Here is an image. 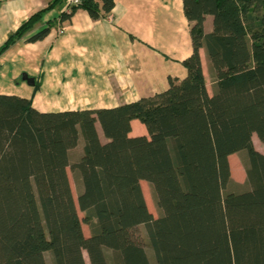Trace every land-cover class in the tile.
I'll return each mask as SVG.
<instances>
[{"label":"trees","instance_id":"1","mask_svg":"<svg viewBox=\"0 0 264 264\" xmlns=\"http://www.w3.org/2000/svg\"><path fill=\"white\" fill-rule=\"evenodd\" d=\"M60 1L33 12L0 55ZM183 5L193 52L183 61L186 75L169 77L160 92L111 108L59 112L0 94V264H48L46 253L52 264H87L84 252L90 264H264V153L252 140L256 133L264 143V0ZM114 6L115 0H81L61 20L78 9L97 20ZM53 25L26 40L43 39ZM200 48L210 62L212 94ZM134 119L147 135L130 136ZM81 139L82 154L70 161ZM238 152L246 182L236 188L229 156ZM69 169L82 184L76 199ZM141 181L153 189L158 217Z\"/></svg>","mask_w":264,"mask_h":264},{"label":"crops","instance_id":"2","mask_svg":"<svg viewBox=\"0 0 264 264\" xmlns=\"http://www.w3.org/2000/svg\"><path fill=\"white\" fill-rule=\"evenodd\" d=\"M50 1L0 0V47ZM63 12H70L68 0L58 2L32 32L0 55V94L31 99L40 112L111 108L160 92L168 87L169 77L186 75L183 61L192 54L193 43L183 0H115L113 10L97 20L83 9L61 20ZM50 22L54 25L43 39L26 40ZM211 28L212 17L207 16L206 32ZM199 53L212 94L214 79L206 49L200 48ZM23 74L34 83L24 80ZM131 124L130 136L148 134L139 120ZM97 130L105 142L99 124ZM252 140L255 149L264 153V143L256 133ZM83 145L81 139L70 151V161L80 157ZM236 155L242 157L240 152L229 156L231 170V158ZM244 173L241 186L246 182L245 169Z\"/></svg>","mask_w":264,"mask_h":264},{"label":"rangeland","instance_id":"3","mask_svg":"<svg viewBox=\"0 0 264 264\" xmlns=\"http://www.w3.org/2000/svg\"><path fill=\"white\" fill-rule=\"evenodd\" d=\"M213 91H214V89L212 90V92ZM80 147L81 146H79L78 149L74 150V152L72 154L73 160H75L77 158V154L80 151ZM231 167H232V170H231L232 186H235V185L241 186L242 184H239V183H243L245 181L244 180L245 179V173H244L245 167L242 166V159L240 156L236 155V156H233L231 158ZM68 173H69L70 183H71V187H72V191H73V196L76 199L79 192L81 191V188H82L81 180L70 169H69ZM141 187L143 190V194H144L148 209L150 210V212H152L154 217H158L161 214V211L159 210V208L157 206L155 194L153 192L151 185L146 181H141ZM79 214L82 218L84 217V212H79ZM82 227H83V231H84L85 236H89L91 233L89 226L87 224L83 223ZM138 235L141 238V240L144 244V247H145L147 253L149 254L151 261L154 263V258H153L151 248L149 246V238H148V234H147V230H146L145 225H140L138 227ZM107 254H108L109 262L112 263L111 257L109 255L110 252L108 251ZM84 256H85L86 263L90 264V261H89V258H88V255L86 252H84ZM46 258H47L48 264H52V262H51L52 259H51L50 253H46Z\"/></svg>","mask_w":264,"mask_h":264},{"label":"built area","instance_id":"4","mask_svg":"<svg viewBox=\"0 0 264 264\" xmlns=\"http://www.w3.org/2000/svg\"><path fill=\"white\" fill-rule=\"evenodd\" d=\"M68 2H69V9H70V7L78 5L81 2V0H68Z\"/></svg>","mask_w":264,"mask_h":264},{"label":"water","instance_id":"5","mask_svg":"<svg viewBox=\"0 0 264 264\" xmlns=\"http://www.w3.org/2000/svg\"><path fill=\"white\" fill-rule=\"evenodd\" d=\"M23 79L26 80L30 84L34 83V79L29 77L27 74H23Z\"/></svg>","mask_w":264,"mask_h":264}]
</instances>
